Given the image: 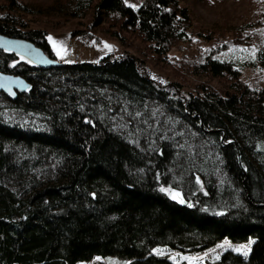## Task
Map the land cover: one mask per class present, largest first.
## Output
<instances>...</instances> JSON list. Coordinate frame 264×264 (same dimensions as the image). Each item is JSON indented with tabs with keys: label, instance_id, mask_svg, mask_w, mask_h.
<instances>
[{
	"label": "trees",
	"instance_id": "obj_1",
	"mask_svg": "<svg viewBox=\"0 0 264 264\" xmlns=\"http://www.w3.org/2000/svg\"><path fill=\"white\" fill-rule=\"evenodd\" d=\"M57 4L74 17L92 12L93 27L108 25L120 39L129 33L160 60L190 36L191 13L180 0H144L138 8L125 0ZM33 10L25 0H5L0 33L57 60L46 31L25 19ZM206 32L213 43L177 69L218 79L222 88L186 90L183 80L157 79L128 53L41 69L0 50V72L31 84L15 99L0 93V264H77L105 255L174 264L153 250L200 252L225 238L255 241L248 256L227 250L213 264H264V89L241 74L264 68V0L258 21ZM240 50L253 56L219 57ZM151 103L205 140L229 185L204 171V154L190 169L186 197L169 196L171 136L138 141L116 121L120 110ZM8 110L19 116L6 117Z\"/></svg>",
	"mask_w": 264,
	"mask_h": 264
},
{
	"label": "rangeland",
	"instance_id": "obj_2",
	"mask_svg": "<svg viewBox=\"0 0 264 264\" xmlns=\"http://www.w3.org/2000/svg\"><path fill=\"white\" fill-rule=\"evenodd\" d=\"M5 0H0V4ZM58 0H25L34 9L33 13L25 16L29 27L46 31L49 44L58 61L63 63L96 62L102 57L120 54H131L143 60L150 69L152 76L164 81L183 80L186 90H195L201 83L222 88L218 79H209L198 75H183V70L177 68L181 62L197 58L205 48L213 43L212 39L202 36L208 29L237 28L247 23H253L262 15L263 0H180L191 13V28L189 38L173 47L164 59L160 60L146 45L129 33L114 35V29L108 25L93 27V13L85 17H74L65 8H60ZM128 5L138 8L144 0H125ZM94 28V29H93ZM91 33V34H89ZM49 37L52 40H49ZM107 45V47H106ZM59 53V54H57ZM78 54L79 60L74 56ZM248 51H227L220 58L244 60L251 57ZM177 65V66H176ZM242 80L253 88L264 89V68L246 66L241 70ZM185 78V79H184ZM2 101V100H0ZM4 104V102H2ZM6 117H18L12 110L5 111ZM116 121L120 130H125L139 138H149L158 133L163 137L171 136L175 156L169 164L171 175L166 192L178 200L185 198L191 184V168L200 166V158L207 154V170L223 183L229 181L222 173L219 163L209 145L192 129L184 126L175 116L169 114L159 104L151 103L141 110H120ZM174 149V148H173ZM254 239L235 243L225 238L217 245L204 251L184 253L169 247H156L153 254L165 257L174 264H213L227 250L237 253L247 252L248 256ZM77 264H130L116 255L97 256L90 261H80ZM164 264V263H159Z\"/></svg>",
	"mask_w": 264,
	"mask_h": 264
},
{
	"label": "water",
	"instance_id": "obj_3",
	"mask_svg": "<svg viewBox=\"0 0 264 264\" xmlns=\"http://www.w3.org/2000/svg\"><path fill=\"white\" fill-rule=\"evenodd\" d=\"M0 50L16 54L22 61L41 69H49L60 61L50 58L43 49L34 42L23 38L11 37L0 33ZM31 84L21 75L0 72V93L9 99L17 98L18 94L29 90Z\"/></svg>",
	"mask_w": 264,
	"mask_h": 264
},
{
	"label": "built area",
	"instance_id": "obj_4",
	"mask_svg": "<svg viewBox=\"0 0 264 264\" xmlns=\"http://www.w3.org/2000/svg\"><path fill=\"white\" fill-rule=\"evenodd\" d=\"M74 58H75L76 60H79V59H80V56H79L78 54H76V55L74 56Z\"/></svg>",
	"mask_w": 264,
	"mask_h": 264
},
{
	"label": "snow or ice",
	"instance_id": "obj_5",
	"mask_svg": "<svg viewBox=\"0 0 264 264\" xmlns=\"http://www.w3.org/2000/svg\"><path fill=\"white\" fill-rule=\"evenodd\" d=\"M49 40H52V38L49 37ZM106 47H107V45H106ZM57 54H59V53H57ZM162 190H163V189H162ZM244 254L247 255V252H245Z\"/></svg>",
	"mask_w": 264,
	"mask_h": 264
}]
</instances>
